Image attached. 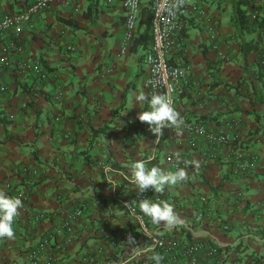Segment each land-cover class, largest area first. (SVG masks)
<instances>
[{"label":"crops","instance_id":"obj_1","mask_svg":"<svg viewBox=\"0 0 264 264\" xmlns=\"http://www.w3.org/2000/svg\"><path fill=\"white\" fill-rule=\"evenodd\" d=\"M35 1L0 0V13ZM140 1L141 11L151 8L152 0ZM195 1L203 13L180 16L187 52L177 44L167 55L171 63L190 65L175 109L184 121L228 134L225 144L198 138V147H191L183 125L164 128L162 137L138 119L149 107L135 97L148 95L144 56L151 38L141 35L140 15L120 52L125 11L119 0H71L68 6L53 0L25 25V52L0 69L6 86L0 91V190L27 196L14 237L0 238V264H28L23 253L45 234L53 235L46 249L51 264H148L158 252L152 236L219 246V253L197 264H246L256 255L264 260V0L247 7L251 23L236 37L229 0ZM246 42L253 50L244 57ZM34 59L47 79L23 68ZM59 86L62 95L55 99ZM101 127L105 131L93 135ZM237 151L247 165L244 174L232 171ZM169 154L185 162L179 168L187 177L163 192H145L172 204L184 223L169 228L144 215L141 224L126 209L125 202L137 205L139 192L125 176L137 160L175 171ZM23 165L35 172L22 174ZM80 205L83 214L69 219ZM171 264L184 262L177 257Z\"/></svg>","mask_w":264,"mask_h":264},{"label":"built area","instance_id":"obj_2","mask_svg":"<svg viewBox=\"0 0 264 264\" xmlns=\"http://www.w3.org/2000/svg\"><path fill=\"white\" fill-rule=\"evenodd\" d=\"M52 1L53 0H36L20 11H5L0 13V38L7 34H11L8 41L0 42V69L10 63L14 53L25 52V46L21 42V36L25 25L30 23L31 19L45 9ZM106 1L114 2L117 0ZM119 1L125 11L123 40L120 50L121 53H124L135 34L137 22L141 14V1ZM62 2L65 6H68L71 0H62ZM150 7L151 43L150 48L144 56L146 76L143 85L149 96L152 94H165L169 96L175 108L180 94L183 92L184 87L188 85L190 65L186 63H171L168 61L167 55L177 44H179V49L183 52H187V48L183 45L182 41L183 37L181 32L183 25L180 16L189 13L191 10L202 14L203 9L195 0H152ZM69 48L73 49L74 47L69 46ZM22 65L25 70L31 72L38 80H45L49 76L42 63L36 59L24 61ZM156 81H158V83H155ZM5 89L6 86L0 83V91ZM61 95L62 90L61 86H59L57 93L53 97L59 99ZM183 127L188 134L187 144L191 147H198V138H204L207 143L212 145L230 142V136L228 134L213 131L196 122L184 121ZM166 159L174 168L185 165L183 160L175 159L170 154L166 156ZM234 162L232 168L234 174H244L247 171V165L243 161L242 151H237L234 154ZM18 169L22 174L35 172V170L26 165ZM125 180L132 182L131 172L126 174ZM14 196L20 197L23 203L27 200V196L24 193L17 192ZM142 198L161 201V197L158 195L151 196L143 192L138 195L137 205L125 202L127 211L137 216L139 222L144 224V214L139 208V202ZM84 209L85 205L77 206L69 216V219L82 215ZM42 216L43 213L36 214L35 219L38 220ZM224 227L227 228V225ZM67 230H71L68 224ZM52 237V234H45L34 246L26 250L23 253L25 262L28 264H51L53 257L46 253V249L50 245ZM151 239L154 248L161 250L157 252L162 257L161 264H171L177 257H180L184 264H197L201 256L211 258L219 253L218 245L213 243L210 244L204 240L187 239L184 242L175 236L167 238L152 236ZM147 262L148 264H155V261L151 259ZM246 264H264V260H259L255 256H250Z\"/></svg>","mask_w":264,"mask_h":264},{"label":"clouds","instance_id":"obj_3","mask_svg":"<svg viewBox=\"0 0 264 264\" xmlns=\"http://www.w3.org/2000/svg\"><path fill=\"white\" fill-rule=\"evenodd\" d=\"M155 83H158L156 81ZM138 104L145 101L148 104V110H142L138 113V119L146 122L150 131L159 136L164 128L174 127L179 129L184 124L183 117L174 108L171 98L165 94H152L151 96L141 92L135 97ZM148 161L137 160L131 165V180L136 185L139 193L147 191L149 188L154 192H163L168 185H175L187 177L184 168H177L175 171H164L160 167H147ZM198 167L199 162L193 161ZM23 207V201L18 196H10L5 191L0 190V238H13L15 231L13 223L19 214V209ZM140 211L149 217L153 224H163L166 227H175L183 224L184 221L174 210V206L166 201H153L148 198H142L139 202ZM130 241L134 242L135 237L130 236ZM151 260L155 264H161L162 257L154 253Z\"/></svg>","mask_w":264,"mask_h":264},{"label":"trees","instance_id":"obj_4","mask_svg":"<svg viewBox=\"0 0 264 264\" xmlns=\"http://www.w3.org/2000/svg\"><path fill=\"white\" fill-rule=\"evenodd\" d=\"M229 1L231 2V7H232L231 23L235 29L234 37H236L237 34L242 32L244 30V28L245 27L247 28L251 23L250 22V14L247 13V7L253 6L254 0H229ZM140 15H141L140 24L143 26V33H141V35H145L146 38H148V37L151 38V34L149 33V30L151 27V10H150V8L142 10ZM146 41H148V39ZM246 44H247V47H249V48H247V47L241 48L242 49L241 54L244 57L246 56V54L249 51L253 50V47H250L251 45H249V42H246ZM241 47H243L242 44H241ZM104 131H105L104 127L93 128L92 133H93V135H98ZM163 136H164V134H162V137ZM237 245H239V244H237ZM158 250L161 251L160 249H158ZM255 257L259 260L262 259L261 256H258V255H256Z\"/></svg>","mask_w":264,"mask_h":264}]
</instances>
